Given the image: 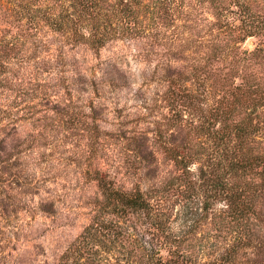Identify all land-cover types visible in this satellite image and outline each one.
<instances>
[{"label":"rangeland","instance_id":"1","mask_svg":"<svg viewBox=\"0 0 264 264\" xmlns=\"http://www.w3.org/2000/svg\"><path fill=\"white\" fill-rule=\"evenodd\" d=\"M27 2L40 15L60 4L0 0V39L8 42L0 50V264H143V248L157 243L158 221L144 226L119 210L106 198L102 177L118 192L159 205L158 219L183 237L179 253L186 264H219L228 253V264H264V194L255 204L259 215L245 228L218 199L189 233L191 214L202 212L206 178L221 174L222 145L230 158L241 145L248 157L264 151V100L253 111L251 100L243 106L225 92L243 74L264 79V67L253 63L231 73L223 62L237 47H262L264 36L238 44L220 28L211 3L186 0L178 39L168 26L149 35L112 33L97 47L44 26L23 40L29 24L16 21V12ZM244 5L264 14V0ZM229 12L225 21L239 26V9ZM184 86L188 96L181 99ZM248 120L238 139L236 124ZM170 146L186 157L188 169L167 152ZM160 252L169 259L167 249Z\"/></svg>","mask_w":264,"mask_h":264},{"label":"trees","instance_id":"2","mask_svg":"<svg viewBox=\"0 0 264 264\" xmlns=\"http://www.w3.org/2000/svg\"><path fill=\"white\" fill-rule=\"evenodd\" d=\"M56 1H60L58 6L47 8L41 15L39 14L40 11L33 8V2L18 4L17 6L20 11L16 13L22 17L17 16L19 18H17L16 21L20 22L21 18H25L29 24V26L25 25L29 30L27 32L24 31V34H20L19 38H23V40L32 37L36 38V36L41 33V29L47 26L77 41L89 40L98 47V45H104L109 37L114 36L111 35L112 33L135 34L137 36L144 32L143 34L146 33V35H149L159 27L174 26L173 28L176 30L174 34H176V38L178 39L180 35H183V32L179 31L177 33V30L186 27V22H183L182 18H188V16L183 15V8L188 6L186 0ZM201 1L209 2L214 6L220 28L223 32L225 30L228 31L229 35H235L238 44L244 43L249 37L264 36V14L257 15L253 10H251V12L247 11V7L244 5L247 0H244V2H240L241 0ZM232 6L239 9V26L231 24L230 21H225V14H230L229 10ZM177 22H181V24L178 25ZM85 32H87L88 35ZM156 34L159 35L160 33ZM171 39L172 42L177 41L174 40L175 38ZM5 42L7 45L8 42L4 41L3 37H1L0 45L2 46ZM262 45V47L258 46L252 52L242 51L237 47L231 50V55H223V62H229L228 65L230 66L231 73L233 69H240V67L243 68V66L245 69H249V66L253 63L260 67H264V44ZM3 47L6 48V46L1 47L0 50L2 52ZM228 57H230V61L227 59ZM235 72L239 73V70H235ZM242 76L243 78H241L242 82L240 84L233 82V84L228 86L229 90L225 91L226 89L224 88V91L229 92V96L234 97L235 102L240 105L243 104V106H246L248 100H251L253 102L252 109L254 111L258 108L257 105L259 104V100H264L263 76H261L260 79L253 78L251 81L248 78L249 76L246 77V74ZM182 95H184V97L188 96L186 86L178 89V96H180L181 99L183 97ZM227 105L232 108L230 113H233L234 109L232 104ZM188 108V111H191L193 105L190 107L188 104L186 109ZM228 115L227 117L229 118L230 115ZM249 118H251V115H249ZM249 120L245 124L242 122L236 124V135L238 139H243V137L246 136L245 134L247 131L245 126L247 124H252ZM213 133L218 135L220 131L215 130ZM222 147V150H219L220 154H217V157L220 159L217 167L220 169L219 171L222 175H216L212 171V177L206 178L205 180L208 183H205L206 189L201 193L203 196H201V194L199 196L195 193L196 196L203 199L202 212H193V214H191L194 217L191 219V232H189L191 234H193L200 223H203L208 217V213L213 209L212 206L214 201L218 199L225 204V212L228 213V216L232 217L236 225H241V228H245L252 217L254 218L259 215L255 208V204L260 195L264 194V151L262 154H251V157H248V154L242 151L244 147L241 145L238 154L235 153L234 156L230 158L229 156H225L230 148H228V146L224 148V145H222ZM166 150L170 155L175 157L177 162L183 166L184 170L188 169V160L186 157L178 156L180 154L174 155V146L167 147ZM185 160H187V162H185ZM249 173H253L252 179H250ZM224 174L229 175V177L225 178ZM246 174L248 175V182L245 180L247 176L243 179ZM240 177L241 183L237 180V178ZM229 179L232 182H229ZM99 181L104 193H106V198L112 203L113 201L116 202V205H122L123 207H120L119 210L127 212L129 216H131V219L139 221V223L144 226L146 221L151 223L150 219H156L158 221L159 224L154 222L156 225V229L154 230L156 231L152 230L153 240L157 243L152 244L153 242H150V245L155 246L149 247L148 250L146 247L143 248L147 251L146 260L144 263L142 262L143 264H186L188 262L186 257L181 256L179 253V248L182 247L184 243L183 237L178 238L174 236L170 231L169 225V227L165 228L166 224L161 219V222H159L158 216L162 214V211H160L161 209L158 204H151L149 201H146L141 194H124L118 192L112 189L110 184L103 177L100 178ZM195 185L196 183L190 185L193 191H195ZM145 231L148 232L146 228L144 232ZM162 238L163 240H161ZM158 246L161 247L159 248ZM161 249L168 250L169 259L165 260L163 258L160 252ZM228 255L226 254L222 259H219V264H228L230 261L228 259L230 255Z\"/></svg>","mask_w":264,"mask_h":264}]
</instances>
